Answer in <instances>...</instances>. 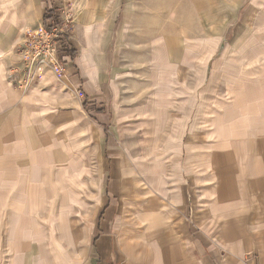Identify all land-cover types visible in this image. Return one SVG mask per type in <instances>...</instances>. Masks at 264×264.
Here are the masks:
<instances>
[{
	"label": "crops",
	"instance_id": "1",
	"mask_svg": "<svg viewBox=\"0 0 264 264\" xmlns=\"http://www.w3.org/2000/svg\"><path fill=\"white\" fill-rule=\"evenodd\" d=\"M49 1L0 21V264H264V92L215 119L206 153L200 144L198 158L157 163L171 177L144 183L132 177L133 135L114 120L115 101L147 75L165 90L193 68L210 72L213 27L227 19L209 15L186 40L157 16L172 0H86L66 77L47 71L24 92L10 50L21 29L43 25Z\"/></svg>",
	"mask_w": 264,
	"mask_h": 264
},
{
	"label": "rangeland",
	"instance_id": "2",
	"mask_svg": "<svg viewBox=\"0 0 264 264\" xmlns=\"http://www.w3.org/2000/svg\"><path fill=\"white\" fill-rule=\"evenodd\" d=\"M31 1L36 7L38 0ZM25 2L27 0H0V21L9 22L11 12L13 18L22 17ZM85 7L86 0H50L43 25L47 13L61 16L63 23L68 22L67 38L71 43L76 34L78 17L86 12ZM183 13L187 20L183 18L185 15L182 17ZM209 15L213 19L220 16L227 19L226 26L213 27L212 34L218 32L219 37L210 72L206 73L208 64L202 72L193 68L194 73L191 70L190 74L176 76L169 85L171 87L165 90L161 89V83L153 82L151 75H147L142 90L133 88L125 91L124 96L115 101V125L121 129V134L130 130L128 134L133 137L127 140L132 146L136 145L135 153L130 157L132 177L137 183L142 180L144 183L147 177L159 176L160 173H163V177H171L172 170H156V164L163 161L183 162L189 156L198 158L200 144L203 147L201 152L206 153L215 144V119L227 107L234 105L237 99L242 100L240 98L250 92H264V0H172L170 11L161 7L157 11V16L173 24L178 34L186 40L195 38L192 34L197 36L203 33L202 26ZM193 21H198V25L189 24ZM40 26L27 25L17 35H22L27 28ZM17 35L10 50L17 57L10 78L20 89L15 80L17 77L13 74L14 66L20 63L16 43L22 38L16 41ZM237 35L241 36L240 42L236 41L239 39ZM240 50H243L242 55H239ZM222 51H226V61L213 74V63ZM162 118L166 121L162 122ZM205 139H208L206 143ZM88 157L89 162H96V147L91 149ZM84 172L92 174L95 170L88 168Z\"/></svg>",
	"mask_w": 264,
	"mask_h": 264
},
{
	"label": "built area",
	"instance_id": "3",
	"mask_svg": "<svg viewBox=\"0 0 264 264\" xmlns=\"http://www.w3.org/2000/svg\"><path fill=\"white\" fill-rule=\"evenodd\" d=\"M46 22L38 28H27L16 43L20 63L13 68L18 87L27 92L47 72L58 78L66 77V63L72 58L67 38L68 22L61 16L47 13Z\"/></svg>",
	"mask_w": 264,
	"mask_h": 264
},
{
	"label": "trees",
	"instance_id": "4",
	"mask_svg": "<svg viewBox=\"0 0 264 264\" xmlns=\"http://www.w3.org/2000/svg\"><path fill=\"white\" fill-rule=\"evenodd\" d=\"M46 22V21H45ZM70 54L73 57L75 55V51L73 49L70 50Z\"/></svg>",
	"mask_w": 264,
	"mask_h": 264
}]
</instances>
